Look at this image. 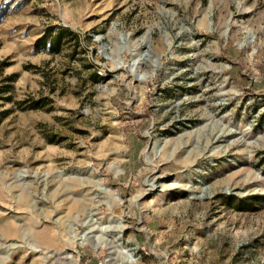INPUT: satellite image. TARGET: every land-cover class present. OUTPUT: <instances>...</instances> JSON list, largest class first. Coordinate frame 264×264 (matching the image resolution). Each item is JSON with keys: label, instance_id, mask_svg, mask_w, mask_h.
<instances>
[{"label": "rangeland", "instance_id": "1", "mask_svg": "<svg viewBox=\"0 0 264 264\" xmlns=\"http://www.w3.org/2000/svg\"><path fill=\"white\" fill-rule=\"evenodd\" d=\"M0 264H264V0H0Z\"/></svg>", "mask_w": 264, "mask_h": 264}, {"label": "trees", "instance_id": "2", "mask_svg": "<svg viewBox=\"0 0 264 264\" xmlns=\"http://www.w3.org/2000/svg\"><path fill=\"white\" fill-rule=\"evenodd\" d=\"M44 37L47 39V51L51 54H58L61 52V48L63 43L68 40L67 42H75L76 48L80 45V36L73 33L70 30L58 29L55 28L48 29ZM94 80L100 81L101 77H99L96 73L94 75Z\"/></svg>", "mask_w": 264, "mask_h": 264}, {"label": "built area", "instance_id": "3", "mask_svg": "<svg viewBox=\"0 0 264 264\" xmlns=\"http://www.w3.org/2000/svg\"><path fill=\"white\" fill-rule=\"evenodd\" d=\"M105 74H106V71H105V69H100L98 72H97V75L99 76V77H103V76H105Z\"/></svg>", "mask_w": 264, "mask_h": 264}, {"label": "bare ground", "instance_id": "4", "mask_svg": "<svg viewBox=\"0 0 264 264\" xmlns=\"http://www.w3.org/2000/svg\"><path fill=\"white\" fill-rule=\"evenodd\" d=\"M136 63H137V62H136ZM136 63H135V64H136Z\"/></svg>", "mask_w": 264, "mask_h": 264}]
</instances>
